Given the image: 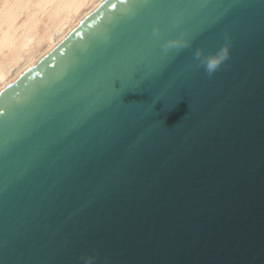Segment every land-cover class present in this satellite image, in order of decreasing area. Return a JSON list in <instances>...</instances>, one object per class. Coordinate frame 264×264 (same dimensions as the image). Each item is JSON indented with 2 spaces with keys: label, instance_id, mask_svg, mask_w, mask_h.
<instances>
[{
  "label": "water",
  "instance_id": "water-1",
  "mask_svg": "<svg viewBox=\"0 0 264 264\" xmlns=\"http://www.w3.org/2000/svg\"><path fill=\"white\" fill-rule=\"evenodd\" d=\"M87 257L264 264V0H103L0 90V264Z\"/></svg>",
  "mask_w": 264,
  "mask_h": 264
},
{
  "label": "bare ground",
  "instance_id": "bare-ground-1",
  "mask_svg": "<svg viewBox=\"0 0 264 264\" xmlns=\"http://www.w3.org/2000/svg\"><path fill=\"white\" fill-rule=\"evenodd\" d=\"M103 0H0V90Z\"/></svg>",
  "mask_w": 264,
  "mask_h": 264
},
{
  "label": "clouds",
  "instance_id": "clouds-1",
  "mask_svg": "<svg viewBox=\"0 0 264 264\" xmlns=\"http://www.w3.org/2000/svg\"><path fill=\"white\" fill-rule=\"evenodd\" d=\"M181 19L177 18L174 21L176 26H179ZM152 36L156 39L162 37V29L159 26H154L152 29ZM191 37L187 31H181L179 34L172 39L163 40L160 44L162 51L167 54L172 50L177 52L182 51L186 48L191 47ZM230 55V45L228 43V36H225L224 46L215 54L210 56H205L200 50L194 53V58L199 62L209 76L213 75L219 67L229 58ZM84 264H94L95 257L83 258Z\"/></svg>",
  "mask_w": 264,
  "mask_h": 264
},
{
  "label": "snow or ice",
  "instance_id": "snow-or-ice-1",
  "mask_svg": "<svg viewBox=\"0 0 264 264\" xmlns=\"http://www.w3.org/2000/svg\"><path fill=\"white\" fill-rule=\"evenodd\" d=\"M121 2L123 3L124 0H121ZM113 7H115V5H113ZM181 23H182V20H181ZM181 23H180V25H181ZM180 25L179 26H176L175 24H173L172 27L179 29ZM121 71H122L121 69H117L118 75L115 77V84H116L117 81L120 82V80H119V73ZM124 75L126 76L127 80L130 83H133L134 84L136 82V72L135 71L125 72ZM161 99H162L161 97H157V100L158 101L161 100ZM163 99L166 102V106H170L171 104H173L175 102V100L177 99V97L174 96V95H171V96L163 97Z\"/></svg>",
  "mask_w": 264,
  "mask_h": 264
}]
</instances>
